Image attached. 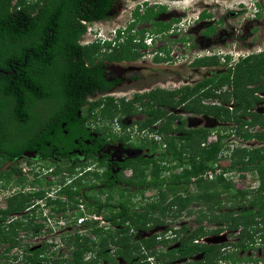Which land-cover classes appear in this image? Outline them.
I'll list each match as a JSON object with an SVG mask.
<instances>
[{
	"label": "trees",
	"instance_id": "16d2710c",
	"mask_svg": "<svg viewBox=\"0 0 264 264\" xmlns=\"http://www.w3.org/2000/svg\"><path fill=\"white\" fill-rule=\"evenodd\" d=\"M110 2L111 0H0V190L6 189L10 182L25 186L28 179L23 175L20 165L27 163L32 170V167H38L39 164L34 165L30 159L18 160V158L25 150L34 149L37 144L44 146L43 142L53 140L47 126L41 129L34 126L37 122H41L38 114L42 113L44 107L54 106V110L50 113L61 117V121L66 120V117L62 116L63 113L65 116L71 114L76 118L79 112L93 114L94 108L100 109L102 117L112 120L114 113L118 111L117 104L112 98L100 99L96 102L88 100L95 91L103 92L109 89L101 76V62L136 60L140 56L137 50L144 48L145 45L140 41L138 44H133L131 35L112 47V52L104 50L107 47L111 48L110 44L101 46L95 43L84 46L78 43L87 29L85 23L108 18ZM134 17L135 20H145V16L140 17L137 11ZM132 27L133 25L129 29ZM209 30L204 32L205 36L210 35ZM160 31V29L155 30V32ZM96 61L99 62L97 67ZM229 61L228 55H224L223 58L219 55L205 56L195 59L191 66L197 68L228 66ZM231 80L234 85L232 93L217 92L222 83L229 85ZM256 83L260 85L252 87ZM262 91H264V52L241 59L218 76L205 78L192 88L185 86L184 89L167 94L163 90L159 93L174 94V96L181 94L176 104H183V109L190 113L210 115L222 122H233L234 127L230 132L241 141L256 139L264 142V116L251 112L254 103L264 101L255 96L256 92ZM154 93L150 94L153 99ZM160 95L157 94L152 106L146 105L145 110H148L146 113L150 118L140 123L139 129L151 126L156 119L166 114L159 109L160 104L171 105L173 100L162 98ZM144 97L135 95L134 100L127 104L120 101L119 110L129 113L135 103L142 102ZM203 99H218L222 104L233 101L234 106L231 109L222 107L221 104L213 107L200 106ZM191 100H194V106H188ZM154 105H158L159 108L153 109ZM50 113L47 112L48 115ZM50 118L51 116L46 117L42 123L49 122ZM172 121V118H168L160 128H151L150 131H156L159 135L165 133L162 143L166 144V150L159 160L140 158L139 164H144L141 166L143 168L135 169L133 178L128 182L129 186L138 187L142 191L156 188L158 190L156 199L146 200L143 206L138 207V204L136 206L131 200L133 194L129 187L122 191L113 186V183L107 182L106 189L110 192L118 191V196L121 197L125 191L127 195L126 199L120 198L118 201L110 202L112 199L110 194L108 201L111 204H102L97 198L92 197L91 193L98 189V184H90L92 179L89 178L84 179L87 180L84 184L78 180L75 183V190L69 188L57 190V195L66 197L67 202L60 198L55 201L48 200L57 212L64 211L67 204L73 203L76 209L73 213L76 223L77 219L85 215L79 208L80 203L76 196H80L82 189H88L83 193V198L95 202L84 203L85 212L99 213L101 206L107 205L109 216H104L105 219L111 225L122 227L112 234L108 230L99 229L96 222L85 221L83 225L90 228L98 239L94 241L78 235L74 241L75 249L71 252V260L66 264H91L83 259L93 252L98 254V260L102 262H115L116 256L131 260L132 252H137L139 245L143 247L145 254L161 261L166 257L172 259L174 254L189 258L203 253L205 263L197 264H217L216 246L194 242L214 232L204 228L205 222L208 223L207 225L225 224L233 228L239 225L247 226L241 231L237 246L245 248L248 242H254L250 229L253 226L255 231H259L258 220L255 219L259 217L263 221L262 215H264V145L256 149L235 146L230 153L224 142V139L230 135L228 132L223 136L220 134L216 136V141L201 146L205 138L202 141L194 140L197 130H184L183 122L173 130ZM249 126H259L260 130L255 133L243 130L244 127ZM173 131L183 132V135L178 138L169 136ZM151 143L155 145L154 142ZM43 155V159H46L47 154ZM166 160L170 166L161 164ZM173 163L178 165L171 166ZM5 164H8L9 168H3ZM180 166L182 170L178 174H171L167 179L161 178L163 171ZM42 169L44 167L40 165V170ZM144 169H150L149 173L144 175ZM217 169L220 170L219 174H215ZM208 171L213 172V178L207 177ZM249 171L260 174V184L255 192L251 191V194L237 189L231 179L227 178V174L231 172ZM52 172V175L58 179L56 184L62 182L61 171L52 169ZM34 176L33 181L28 182L33 187L38 188L44 183L52 184L47 180L44 181V178L38 179L39 174L34 173ZM49 190L50 188L39 187L38 190L31 192H16L6 199L7 209L0 211V234H4L5 241L11 239V231L15 234L19 233V230L25 232L24 234H34L38 225L32 222L18 221L14 225L5 221L9 216L19 214L32 206L37 199H43L46 191ZM227 202L231 208L229 213L222 210ZM182 211H185L186 218L195 215L196 227L193 230H189L188 226L183 224L173 239H166L167 231L164 230L148 239L134 240L138 230L161 225L165 217L178 218ZM236 213L239 215L235 216ZM149 223L152 224L150 227ZM182 233L185 234L184 238L175 247L165 252H162L163 249H157L159 245L166 247L170 241H176ZM79 237H82V242H79ZM259 240L264 242V235ZM108 245L116 247L114 256L107 254ZM137 254L143 259L146 257L140 254V251ZM26 260H30V256H27ZM38 260V257L32 258L33 262Z\"/></svg>",
	"mask_w": 264,
	"mask_h": 264
},
{
	"label": "flooded vegetation",
	"instance_id": "af4514ba",
	"mask_svg": "<svg viewBox=\"0 0 264 264\" xmlns=\"http://www.w3.org/2000/svg\"><path fill=\"white\" fill-rule=\"evenodd\" d=\"M123 1L126 2L129 0H123ZM126 8H128V6L124 5V3H122V0H111L108 9L107 19L114 17V20L111 21L114 22L113 24L115 25V27H119L120 25L118 21L123 22L122 14L125 11H127ZM136 11L139 13L140 17L145 16V20L144 19L135 20L136 18L134 17V15ZM173 12L176 14L177 12L176 9L169 11V8L167 6L161 4V2L156 0L136 1L135 6L133 8H130L129 18H128L136 23L133 24L132 29H129L127 22H125L124 25H121L123 29H126L124 34L121 35V38L123 37L121 42H123L125 38H128L129 35H131L133 36L132 43L138 44V41L136 38H134V36L135 35L140 36L139 32L141 31H145L144 33H146L147 31H152L153 33H155L157 37L162 39L166 37L168 31H170L173 25L176 26L181 25L184 26V29H182V35L180 34L181 37L178 38L176 41L180 42L183 46H185L184 48H189V47L192 48L194 45L193 42L194 40H192L191 38L192 35L191 36L189 35V32L191 34V30L189 29L191 25L187 24L186 22L181 24V21L182 19H184V16H180V14H176V16H174L175 14ZM206 15L208 16L205 17ZM209 17H210L209 14L207 12H204L203 18L201 17V15H198L195 18V20H197L196 22L199 23L201 22V19H211ZM100 21L104 22L106 20H95L92 22H100ZM193 21L194 20H192L191 22ZM194 23L195 22H193V24ZM145 24H148L150 28H147ZM222 26H224V22L221 19L217 18L216 22L214 21L212 24L206 25L205 28H207V30L204 29L202 31L203 37L206 38L211 36L213 37L216 33L217 27H222ZM159 29L161 30L160 32H155V30L157 31ZM208 30L210 32V35L205 36L204 32ZM134 31H137L138 34L134 35V33H136ZM86 33H87V29L84 35H82L80 40L78 41L80 45H84V46L89 45L88 42H84V40H86L84 39L86 37ZM147 50H148L147 47L138 49L137 52L140 54V56L133 61L109 62L105 60L101 62L102 63L100 65V68L102 70L101 76L105 81L106 87L107 88L109 87V89L103 92L95 91L91 96L88 97V100L90 102H96L97 100L100 99L112 98L115 104H117V108L120 109L121 107L120 101L124 102V104H127L134 100L135 95L145 96L142 102H138V103L136 102L135 106L133 105L134 108L129 113L124 112V114H126L125 120H127V123H124L123 120L116 119V121L113 123V126L114 125L117 126V129H115V127H113L112 124H110V126H104L103 123L101 124V122L98 120L96 116V113L98 112L97 109L99 108H94V110L92 111L93 114L90 115H87L86 112L85 113L79 112L76 115V118L72 117L73 115L71 114L65 116L63 113L62 116H64V118L66 117L65 121H61V117H59L58 115H53L50 113L51 111L54 110L55 108L54 106L51 107L46 106L44 107L45 108L44 110L40 109L42 113L38 115L40 116L41 122H37L34 126L40 129L44 126H47L50 129L49 133L53 138V140L51 142H47V141L43 142L44 146L37 144V146L34 149L25 150L24 153L32 155V159L30 160L34 165L40 164L42 167L51 168L53 170H58V171L60 170L62 176V182H63L62 184H60L62 185L61 187H64L67 184V181H71L72 178L70 177L72 176L78 177V180H81L82 184L86 182V180L84 181V179H88L89 177L92 179L90 184H95V183L98 184V189L94 191L96 193L95 194L93 193L92 197L97 198L99 202H101L102 204H111L110 202L118 201V199L120 198L126 199L125 197L127 195L125 191L123 192L121 197L118 196V191L112 190L110 192L108 189H106L107 182L113 183V186L119 188L122 191L126 190L129 187L130 192L133 194L131 196V200L133 201V203H136V206L138 204V207L143 206L147 201H152L157 198L158 190L156 188H150V189H146L145 191H142L138 187L129 186L128 183L129 180L133 178L135 169L141 170V168H143L141 166L144 164L142 165L139 164L141 162L139 160L140 158L159 160L162 154L164 153V150H166V144L162 143L165 133H162L161 134L162 137L157 140L154 139L153 132L147 130L148 127L139 129L138 125L140 123L145 122L148 118H150V115L146 113V111L148 110H145V107L146 105L152 106V102L157 96V94L160 95L159 91L163 90L167 94V92H172V90L170 88H164V86L166 85V81H159V79L157 81H154L153 85L149 86L148 88H141L140 90H135V91L131 90V88L130 90L126 88L128 86L127 84H133L136 83L137 81L144 79V76H142L141 74L140 64L145 61L144 57L146 56L145 53L147 52ZM106 51L112 52L113 48L107 47ZM153 52L158 53V55H154L151 52L153 55L151 60H153L155 63L158 64L156 66L154 65V63H151L153 64V66L150 67V71L153 74L154 72L158 71L157 69H159L158 68L159 65L162 66L161 63L163 62L174 63L177 58L185 56L183 55L178 57L177 55L174 56L173 53L170 55L169 48L167 46H159ZM151 53H149L148 51V54ZM251 55H257V54L251 53L249 56ZM142 58L144 61L143 60L140 61ZM97 64H99L98 61H96L95 63L96 67ZM189 64L191 63L189 62ZM154 75L157 76L156 73ZM157 78H159V76H157ZM167 83L170 85L172 81H169ZM258 85H260V83H256L255 85H252V87ZM131 92H133V94L128 99L125 98L121 100H119L120 98L116 99V97H118L117 95H119L120 93L122 94V97H125L127 96V94ZM152 92L153 93L157 92L154 93V99L151 98L150 96ZM166 94H161L160 97L162 98L164 97L165 99L168 100L172 99L173 102L171 105L173 106L160 104V108H159L158 105H154L153 109H158V108L162 109L164 112H166V114L163 115L162 118L156 119L152 125H155L156 128H160L168 118H172L173 121L171 125L173 130H175L182 122H183L184 130H191L186 128L187 118H184L185 116L184 112H186V110L183 109L182 106L183 104H179V105L176 104V99L174 94L171 95H166ZM255 96L264 99V91L256 92ZM214 100H218V99H214ZM256 106L257 107L261 106L263 111L261 113L256 112L255 111ZM84 107H87V105H84ZM46 110H48L47 112L50 113L49 115L47 114V112H45ZM251 112H253L254 114H261L262 116H264V101H257L256 103H254V107L251 109ZM49 116H51L50 118L51 121L49 120V122L42 123V121ZM100 119L102 120V118ZM112 120L114 121V119ZM145 131H147V133L149 134H152V136H150L147 139L145 137L146 134H144V136L140 135V133L143 134V132ZM176 132L177 131L170 132L169 136L176 138L180 137L181 134ZM135 137L137 141H134ZM252 140L257 141L256 139H252ZM147 142L150 143L154 142L155 145H153L152 143L151 145H149L147 144ZM257 142H258V146H254L251 149L260 148L261 146L264 145V142H260V141ZM51 144L52 146H50ZM43 154H47L46 159H43L44 156ZM161 164L162 165L167 164V166H170L167 163V160L163 161ZM171 166H175V163L171 164ZM175 169L176 167L173 168V170L170 169L167 170L166 172L163 171L161 178L167 179L171 174H178L179 172H175ZM149 170L150 169H144L143 174L144 175L148 174ZM95 176H97L98 178H96ZM26 185L23 186L24 188L19 191L23 193V192H31L33 190H38L39 187H44L45 183L43 185H40L38 188L28 185L26 186ZM16 186L22 187V185L21 186L16 185ZM46 186L48 187L49 185ZM65 188L75 190L76 186L68 185ZM87 190L88 189H82L80 196H76V199L79 201V203L82 202L81 203L82 207L85 205L84 203L95 202L94 200H87V199L85 200L83 198V193ZM149 190L154 191L155 193L145 198L143 195L146 194ZM101 191L104 193H102ZM134 193H136V195ZM109 196L112 197L110 202L108 201ZM62 197L64 198L63 195ZM32 206H34V204ZM106 206H101L100 211H98L99 213L97 212L95 213L98 215L99 220L92 222H96V226L99 229L101 228L103 230H108L113 234L116 230H121L122 227L120 225H111V223L105 219L104 216H109V211L106 209ZM183 212L185 213V211H182V213ZM35 214H36V210L28 212L27 214H23L21 218H18L16 216L17 214H13L12 215L13 219L11 218V216H9L6 219L5 222L7 224L12 223L14 225L18 221L21 223L32 222L35 225H38V229L35 230L34 234L31 233L30 235L24 234L25 232L21 230H19L20 232L17 234L11 231L10 232L11 239H9V241L7 240L5 241L6 238L3 236L4 234H0V244L7 242V247L4 249L5 255L1 254L0 256V264H66L71 260L70 259L71 252L72 250L75 249L74 241L78 235L88 237L94 241L98 239L96 235L92 233V230L90 228H86V226L83 225L84 222L76 226L77 228L82 227L83 231L85 232L82 233L81 231L79 232L74 231L72 233L67 234L68 235L67 238L62 237V240L64 241V248H66L69 254V257L65 259L63 258V254L61 252L55 250L54 248L55 246L53 245V242L50 240V238H46L44 234L46 233V231L44 230V226L43 224H39L41 220L36 219L37 217ZM237 215L239 214L236 213L235 216ZM184 216L186 217L185 214ZM180 217L182 216L180 215L178 218L172 217L173 223L175 222V224H179L176 225L178 227L171 226L170 228V226H168L165 227L162 231L166 230L167 232L168 231L173 232L172 234L175 236L177 232L175 231V229L180 231L181 225L186 224L185 219H183L180 223L178 222V219ZM262 217H263L262 218L263 221L259 217H256L255 219L259 221V223L257 224V226L258 225L259 226L257 228H259L260 230L255 231L256 229L253 226L250 229V233H252L253 240L254 239L256 240L257 237L256 235L258 234H261L258 236L259 238L262 235H264V215H262ZM87 221H91V220H87ZM204 224H205L204 228L207 231L208 230L214 231L212 233L205 235L204 237L207 236L208 238H211L213 236H218L220 234L225 235V240H226L225 246L212 244L203 240H201L200 242L201 245H212L218 248L217 249L218 259L215 260L217 264H260V263L264 264V251H263L264 248L258 250L257 248H255V246H253L255 242H248L249 246L247 245V247L245 248H241L237 246L238 243L240 242L241 231L244 228H247V226L243 227L239 225L237 228H233V227H227L225 224H221L219 226L207 225L208 224L207 222H205ZM151 225L152 224L150 223L148 224L149 227ZM64 227L65 226L59 228V230L61 231ZM158 227L159 225H155L149 229L138 230L134 235V240L148 239L155 233H159L154 231ZM5 229L7 230V228ZM6 230H4L5 233ZM104 236H106V234H104ZM231 236L234 237L231 238ZM82 241H83L82 237H79V242ZM174 241L173 240L170 241L169 244L170 243L172 244L171 245L168 244L166 247L159 245L158 246L159 250L163 249L162 252L170 250L171 247H175ZM60 245L63 246V244ZM107 250H108L107 254L110 253L112 256H114L116 252V247L113 245H108ZM139 251L140 254L144 253L143 247L142 246L140 247V245L138 247L137 252ZM222 251H225V253ZM137 252H132L133 254L130 258L131 260H127L123 257L116 256L114 258L115 262L113 261L102 262L101 260H98V254L96 252H93L91 254H87L88 257L86 259H83V261L88 260L89 263L91 264H101V263L115 264L117 261L121 260L125 264H143L145 260L141 258V256L138 255ZM245 253L247 254L245 255ZM198 254H195L189 258L178 257L177 254H174L172 259L166 257L165 260L162 261L159 259L158 260L160 262H163V264H167V262H165L166 260H169L171 264L173 263L197 264L198 262L205 263L204 254L201 253L203 254V256H201L200 258L197 257ZM157 255H159L158 252ZM27 256H30V260H26ZM35 257H38L39 260L33 262L32 258ZM225 257H227V259H224ZM94 261L95 262L97 261L98 263H95Z\"/></svg>",
	"mask_w": 264,
	"mask_h": 264
},
{
	"label": "rangeland",
	"instance_id": "374dc122",
	"mask_svg": "<svg viewBox=\"0 0 264 264\" xmlns=\"http://www.w3.org/2000/svg\"><path fill=\"white\" fill-rule=\"evenodd\" d=\"M136 1L138 0H129L126 2L122 0V3H124V5H127L129 9L126 8L127 11H125L122 14L123 22L118 21L119 25H124V23L127 22L129 18L130 8H133L135 6ZM156 1H159L161 2V4H164L165 6H167L169 8V11L176 9L177 11L176 14H180V16H184V19H182L181 24L186 22L187 24L191 25V27H189V29L191 30V34L189 32V35L190 36L192 35L191 38L192 40H194L193 41L194 45L192 48L191 47L184 48L185 46H183L180 42L176 41L178 38L181 37L182 33L181 35L176 34V33L171 34L170 33L171 31L167 33L166 37L162 38L164 40L160 38L154 40L152 47L148 48L147 52L145 53L146 54V56L144 57L145 61L143 60V58L140 60V61L142 60L144 61L140 64L141 74L142 76H144V79L137 81L136 83H133V84H127L128 86L126 88H128L129 90L130 88L131 90H134V91L140 90L141 88H148L149 86L153 85L154 81H157L158 79L159 81H166V85L164 86V88H170L172 91L184 89L185 86H189L190 88H192L194 87L195 84L201 82L205 78H208L211 76H214V77L218 76L220 73L224 72L225 69L228 67V66H223V65H217L215 67H200V68L192 67L191 64H189V62L192 61V59L197 58V57H202V56H214L215 54H218L217 52H221L223 55L226 54L230 56L231 57L230 64H233L235 60L238 61L239 56H244V55L246 56L247 54H251V53L258 54L260 52H264V0H156ZM200 12H207L210 16L209 18L211 19H201V22L199 23L195 22L193 24L194 21L193 22L191 21L195 20L198 13ZM176 14L174 16H176ZM217 18L221 19L224 22L225 27L224 26L217 27L216 33L213 37L212 36L208 38L203 37L202 31L204 29L207 30V28H205L206 25L212 24L214 21L216 22ZM110 19L114 20V17ZM111 26H114V25L112 24ZM145 26L147 28H150L148 24H145ZM174 26L176 25H173L172 29ZM152 34H155V33H153L152 31H147L146 35L151 36ZM152 36H156V35H152ZM92 38H94L93 35L88 34L84 38L86 39L84 40V42L91 41ZM159 46H167L169 48L170 55L173 53L174 56L175 55H177L178 57L183 56V55L185 56L177 58L175 62L172 64L164 63V62L161 63L162 66L164 65L165 66L162 67L159 65L158 67L159 69H157L158 71L154 72V74L156 73L157 76H159V78H157V76L154 75L150 71V67L153 66V64L151 63H154V65L156 66L158 65L151 59L153 57L152 55L153 51L156 50ZM148 51L149 53L151 52L152 53L148 54ZM169 81H172L170 85L167 83ZM233 87L234 85L231 80L229 85L222 83L221 88L217 90V92L218 93L220 92L221 94L223 92H227L229 94V93H232L231 90H233ZM133 92L127 94V96L125 97H122V94L120 93L119 95H117L118 97H116V99H119V98H120L119 100L124 99V98L128 99L131 97ZM180 95L181 94L179 95L176 94L175 99L177 100L180 97ZM193 101L194 100H191L188 106L189 105L194 106L195 102ZM218 101L219 100H214V99L213 100L203 99L202 102L200 103V106L204 105L205 107L206 106L213 107V105L218 106L221 104L222 107L226 106L228 109L233 108L234 106L233 101H230L229 104L224 103L223 105L222 103ZM97 111L98 112L96 113V116L98 120L101 122V124L103 123L104 126H110V124H112L113 126V123L116 121V119L123 120L124 123H127V120H125L126 114H124L119 109L113 115L114 121L108 117H102L103 114L100 111V109H97ZM255 111L258 113H261L263 109L261 106H258V107L256 106ZM184 114H185L184 118H187L186 128L191 129V130L192 129L197 130L194 136V140L202 141L203 138H205L204 141H202L204 142L203 144H207L208 142L214 141L216 136H218L219 134L222 136L225 135L226 133L230 132L232 127H234L233 122H222L220 120L218 121L212 118L210 115H197V114L190 113L188 111L184 112ZM100 118H102L103 121ZM113 127L117 129V126L114 125ZM155 128H156L155 125H153L152 129H155ZM243 130H248L249 132L255 133L260 130V127L259 126H249L247 128L244 127ZM176 133H180L181 135H183V132H176ZM144 134H146L145 137L147 139L150 136H152V134H149L147 132H145ZM144 134L140 133V135L142 136H144ZM136 137L134 141H137ZM224 142L228 150H230V153H231V149H233V147L235 146L240 147V148H248V149H251L254 146H258L257 141L255 140L254 141L253 140L241 141V139L235 136L232 132H230L229 137H226L224 139ZM147 144L151 145L150 142H147ZM227 155L228 154L226 153L225 156ZM175 165H178V164H175ZM3 168H9V165L5 164ZM175 172H181V166L176 167ZM238 173L240 172L233 173L232 180H234L235 182L237 181V179H239V182L234 183L232 180H230L231 182L235 184V187L237 189L249 192V194H251L252 190L255 192V190L258 188L260 184V176H259L260 174L256 171H252V172L249 171L247 173L244 172L241 175V178H238L237 177ZM27 179H28V182H31L33 180L31 173L28 174ZM47 180H52V179L50 177H47ZM28 182H27V185L32 186L30 185V183L28 184ZM49 182H52V181H49ZM44 187L45 188L47 187L46 184L44 185ZM7 188L8 189L4 191L0 190V208H2L4 204V200L7 196H11L10 194L13 191L21 190L24 187L23 186L17 187L16 183L10 182ZM93 193L94 192H92L91 195H93ZM154 193H155L154 191L149 190L143 196L147 198V196H150ZM225 204L226 205L224 206L222 210L229 213L231 209L229 207L230 204L228 202ZM73 208H75V205L73 203H69L65 206L64 211H61V210L58 212L55 211L54 214H51L50 215L51 218L58 217L59 215L62 217L64 216L66 219V224L64 225L65 227L60 231L58 229L59 226L57 227L55 226L54 231L47 232L45 230L46 233H44L46 238H50V240L53 242V245L55 246L54 247L55 250L61 252L63 254V258L65 259L69 257V254L66 248H64V241L62 240V237L67 238L68 237L67 234L72 233L74 231H77V232L81 231L82 233L85 232L83 231L82 227L81 228L76 227V223H74V220H73L74 218H72V216H74L73 213L75 212ZM45 214L49 215L50 214L49 210H46ZM184 214H185L184 212L180 214L182 217L178 219V222L180 223L183 219H185L186 225L188 226L189 230H193L196 227V224L194 222L195 215L186 218ZM18 215L20 214H17L16 216ZM163 219H164V223L159 225V227L156 228V230L154 231L161 232L165 227H168V226L178 227L176 225H179V224H175V222L173 223L172 217H166ZM258 223L259 221H257V224ZM63 224L64 223H59L60 226H63ZM167 234H170V232L168 231ZM184 235L185 234L182 233L179 237H177L175 244H177V242L182 240L184 238ZM259 235L260 234L256 235L257 237H256V240L254 239V242H257V243L253 245L258 250L264 248V242H258ZM172 237H174L173 234H172ZM233 237L234 236H231V238ZM199 240L207 241L209 243L221 245V246L226 245L225 235H221V234L218 236H213L211 238H208L206 236L204 238H200ZM60 244H63V246H61ZM171 244L172 243H170L169 245ZM175 244L174 246H176ZM57 245H59L60 247ZM6 247H7V242L0 244V256L1 254H4V249ZM157 249H159L158 246H157ZM222 252L225 253V251H222ZM246 254L247 253H245V255ZM201 256H203V254L201 253L197 255V257L199 258ZM87 257L88 256L86 255L85 259ZM144 260L145 261L143 262V264H163V262H160L156 257L149 258L148 255H146V259ZM117 262L115 264H125L121 260ZM165 262H167V264H171L169 260H166ZM101 264H107V263H101Z\"/></svg>",
	"mask_w": 264,
	"mask_h": 264
},
{
	"label": "clouds",
	"instance_id": "9594fccd",
	"mask_svg": "<svg viewBox=\"0 0 264 264\" xmlns=\"http://www.w3.org/2000/svg\"><path fill=\"white\" fill-rule=\"evenodd\" d=\"M198 15H201V17L204 15V12H200V13H198ZM197 15V16H198ZM200 18V17H199ZM203 18V17H202ZM197 20H194V22H196ZM114 22L113 21H111V19H106V21H100V22H90V23H85L86 25H87V33H86V35H88V34H91V35H93V37L94 38H92L91 39V41H88V44L90 45V44H97V43H99L101 46H105L106 44L107 45H109L110 44V46L111 47H114L116 44H118L119 42H121V40H122V38H121V35H123L124 34V32H125V30L126 29H123V27L121 26H119V27H115V25L113 24ZM114 25V26H111V25ZM127 24H128V26L130 27L131 25H133V24H135V22L134 21H132V20H130V19H128L127 20ZM110 27V28H109ZM182 29H184V26H181V25H177V26H174L173 27V29L171 28L170 29V31H168V33L170 32L171 34H173V33H176V34H181L182 33ZM134 32H136V33H134V35L135 34H138V32L137 31H134ZM139 34H140V36H134V38H136L137 39V41L139 42V40H140V42H143V44L145 45V47H147V48H151L152 47V45H153V42H154V40H156V39H158L159 37H157V36H152V35H155V34H152L151 36H149V35H146L147 34V32H146V34L145 33H141V32H139ZM146 35V36H145ZM149 39H151L150 41H149V43H147V40H149ZM104 50H107V49H104ZM218 54H215V55H219V56H221L222 58H223V54L221 53V52H217ZM153 54L154 55H158V53H155V52H153ZM226 55V54H225ZM250 54H247L246 56L244 55V56H239V59H238V61L237 60H235L234 62H233V64H230V61H231V57H230V61H229V65H228V67H232L234 64H236V63H238L239 61H241V59H244V58H247V56H249ZM203 57H205V56H202V57H197V58H194V59H192V61H190V63L192 64L193 63V61L195 60V59H198V58H203ZM210 57V56H209ZM237 61V62H236ZM169 63H172V62H169ZM174 91V90H173ZM231 109V108H230ZM152 126L153 125H151L150 127H148V129L147 130H152L151 128H152ZM156 129V128H155ZM119 131V130H118ZM121 131V130H120ZM145 132H147V131H145ZM145 132H143V134L145 133ZM152 132V131H151ZM156 131H153V137H154V139H157L158 140V138H161V135H159V134H157V132L155 133ZM217 138V137H216ZM216 138H215V140L214 141H216ZM214 141H212V142H214ZM208 143H211V142H208ZM204 145V144H203ZM22 164H24V163H22ZM22 164L20 165V168H21V166H22ZM28 167H29V165L27 164V163H25ZM40 165V164H39ZM38 165V167H36L35 166V168H33L32 167V170H30L29 172H27V174H25L23 171H22V173H23V175L27 178V176H28V174L29 173H31L32 174V178H34L35 176H34V173H36V174H39V176H37L38 177V179H45L44 181H46L47 180V177H50L52 180H47V181H52L51 183V185H49L47 188H50V190L49 191H46V196L44 195V198L43 199H37L36 201H35V203H34V206H30L29 208H27L26 210H24L23 212H21V213H19L20 215H18L17 217L18 218H21L22 217V215L23 214H27L28 212H31V211H34V210H36V219H39V220H41L40 221V223L39 224H43V226H44V230H46L47 232H52V231H54V227L56 226H59L58 227V229L59 228H62L65 224H66V219H65V217L63 216H58V217H55V218H51V214H54L55 213V210L53 209V207H54V205L52 206V204H49V202H51V201H48V200H52V201H55V200H58V198H60L61 200H64V202H67V200L65 199L66 197H59L57 194L58 193H56L57 192V190H62L63 188H65L66 186H68V185H75V183L78 181V177H76V176H72V177H70V178H72L71 179V181H67V184L64 186V187H61L62 185H60V184H62L63 182H61L60 181V183L59 184H56V182H57V178H56V176H54V175H52V169H47L46 167H44V169H42V170H40V166ZM30 168V167H29ZM22 170V169H21ZM34 170V171H33ZM33 171V172H32ZM232 174L234 173V172H231ZM244 173V172H243ZM243 173H238V178H241V175L243 174ZM247 173V172H246ZM230 174V173H229ZM245 176V175H244ZM46 177V178H45ZM246 177V176H245ZM227 178H229V176L227 177ZM229 179H231V178H229ZM232 180V179H231ZM239 180V179H238ZM242 180V179H241ZM33 181V180H32ZM56 181V182H55ZM233 182H234V180H232ZM236 182V181H235ZM234 182V183H235ZM239 182V181H238ZM244 183V182H243ZM55 187H57L58 189H55ZM46 188V189H47ZM6 189H8V188H6ZM6 189H4V190H6ZM3 190V191H4ZM16 192H18V193H20V191L19 190H15V191H13L10 195L12 196V194H14V193H16ZM22 193V192H21ZM23 193H25V192H23ZM10 196H7L6 198H5V200H4V204H3V206H2V208H0V211H2V210H6L7 209V204H6V199L7 198H9ZM82 203V202H81ZM81 203H80V205H79V208H81L82 210H83V212L85 213V215L83 216V217H80V218H84V220L83 221H81L80 223H78V220H80V218L79 219H77L76 220V226H78V225H80V224H82L83 222H85V221H87V220H91V221H97V220H99L98 219V215L97 214H95V213H86L85 212V210H84V206L82 207L81 206ZM73 209H75V208H73ZM46 210H49V215L48 214H45V211ZM52 210V211H51ZM51 211V212H50ZM75 211H76V209H75ZM60 213H62V212H60ZM11 218L13 219V217L11 216ZM72 218H74L73 220H75V216H72ZM12 221H14V220H12ZM43 221V222H42ZM60 221H63V226H60L59 225V222ZM170 228H171V226H170ZM169 229V228H168ZM175 231H178L177 229H175ZM172 233L173 232H170V234H165L166 235V239H173L174 237H171V235H172ZM261 235V234H260ZM195 241H199V242H195ZM194 242L195 243H199L200 244V242H201V240H195ZM175 242V241H174ZM258 242H261L260 240L258 241ZM255 243H257V242H255ZM145 256L146 255H148L147 253L145 254V253H143ZM149 256V255H148ZM146 258V257H145ZM149 258H153V256H149ZM85 259V258H84ZM85 262H88V260H84Z\"/></svg>",
	"mask_w": 264,
	"mask_h": 264
},
{
	"label": "built area",
	"instance_id": "2783aa9c",
	"mask_svg": "<svg viewBox=\"0 0 264 264\" xmlns=\"http://www.w3.org/2000/svg\"><path fill=\"white\" fill-rule=\"evenodd\" d=\"M151 39H149V40H147V43H149V41H150ZM21 169H22V171L25 173V174H27V172H29L30 171V168L24 163V164H22V166H21ZM220 173V170L219 169H217L216 170V172H215V174H219ZM206 175H207V177L209 178V179H211V178H213V172H211V171H208L207 173H206ZM232 175L233 174H227V177L229 176V178H231L232 179ZM238 177V176H237ZM239 180L237 179V181L236 182H238ZM84 220V218H80V220H78V223H80L81 221H83ZM59 223H63V221L62 222H59ZM195 242H199V241H195Z\"/></svg>",
	"mask_w": 264,
	"mask_h": 264
},
{
	"label": "water",
	"instance_id": "95a60500",
	"mask_svg": "<svg viewBox=\"0 0 264 264\" xmlns=\"http://www.w3.org/2000/svg\"><path fill=\"white\" fill-rule=\"evenodd\" d=\"M20 159H32V155L31 154L24 153L22 156H20L18 158V160H20Z\"/></svg>",
	"mask_w": 264,
	"mask_h": 264
}]
</instances>
